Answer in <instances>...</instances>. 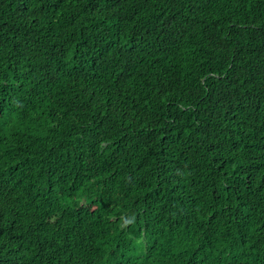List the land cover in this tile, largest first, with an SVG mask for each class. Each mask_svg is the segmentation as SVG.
<instances>
[{"label":"trees","instance_id":"trees-1","mask_svg":"<svg viewBox=\"0 0 264 264\" xmlns=\"http://www.w3.org/2000/svg\"><path fill=\"white\" fill-rule=\"evenodd\" d=\"M0 264H264V0H0Z\"/></svg>","mask_w":264,"mask_h":264}]
</instances>
